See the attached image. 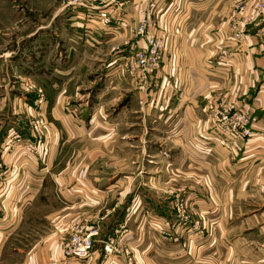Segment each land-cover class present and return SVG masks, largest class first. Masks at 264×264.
Listing matches in <instances>:
<instances>
[{"label":"crops","instance_id":"obj_1","mask_svg":"<svg viewBox=\"0 0 264 264\" xmlns=\"http://www.w3.org/2000/svg\"><path fill=\"white\" fill-rule=\"evenodd\" d=\"M239 1L116 0L90 8L68 0L57 8L44 51L69 38L66 48L77 56L114 55L113 69L144 17L149 35L163 41L159 69L116 79L112 88L131 100L134 95L135 113L149 114V141L144 146L140 139L132 149L118 132L123 141L115 145L106 137L117 128L106 124L110 118L77 125L72 114L55 108L52 131L37 137L34 154L25 144L32 133L25 115L0 113V264L60 263L72 222L99 235L89 257L68 264H127L128 252L133 264H254L262 253L264 262V239L254 236L264 234V16L243 43L233 40ZM47 67L60 87L56 72L62 74L63 64L56 58L42 66V82H48ZM241 102L254 110L251 134L216 131L210 105ZM82 113L88 117L90 110ZM83 142L90 147L81 156ZM180 193L200 225L172 223L174 235L184 237L164 239L159 229L174 217L171 203ZM108 242L113 251L107 254Z\"/></svg>","mask_w":264,"mask_h":264},{"label":"rangeland","instance_id":"obj_2","mask_svg":"<svg viewBox=\"0 0 264 264\" xmlns=\"http://www.w3.org/2000/svg\"><path fill=\"white\" fill-rule=\"evenodd\" d=\"M67 1L68 0H0V102H5V104L0 107V113H23L32 133H35L32 130L33 121L39 118V116L41 117L42 114L46 120L45 125L42 127V133L44 129H48L49 131L53 123L49 113H54L55 108L59 110L62 108V110L64 109V111H66L65 113L72 114L74 122L77 125L94 124L97 126L103 123L102 116H104L105 122L108 118L111 119V122L115 121V123L109 121V123L106 124H117V128L111 132V136H106L107 141L116 142L115 145H117L118 141H123L118 133L120 132L123 134L126 133L124 142H126L128 147L135 149V146H131L130 144L135 145V142L140 139H142L145 146L147 141H149L150 135L149 127L151 123L150 118H148L149 114L134 112L138 109V102L134 95L131 100V97L127 96L129 93L122 94L119 89H112L114 88L113 85L116 79L118 80L121 78L119 83H122V79L127 78V75L134 76L139 74H131L123 68L125 61L135 54L136 49L133 48L135 42L134 36H131V38L124 43L125 50H123V60L121 64H119L118 61L116 62V66L113 68L114 70L109 69L108 63L110 58L115 57L114 55L94 52L83 53L77 56L70 53L68 48H66L65 44H70L69 38H67L68 43H66L63 37L62 40L59 39L61 41L60 48H55L52 52L49 50L44 51L45 46L49 45V41L43 38L47 35L45 32L50 30L49 27L51 25L55 26V20L58 14L57 11L59 8L61 9ZM72 1L75 5L88 7L83 5L85 0ZM263 1L264 0L239 1L238 16L240 21V37L238 41L240 43H243L246 36H249L252 32L256 22L264 16V9L259 6ZM86 2L95 5V7H98V5H105L104 2L94 0H86ZM243 20H245L244 24L241 22ZM66 27L68 28L69 26L67 25ZM58 31L59 30H57V32ZM49 36L50 38H48L50 40L54 38L53 33L49 34ZM116 56H118V54H116ZM56 58L63 64L62 74L56 72L61 79L62 85H59L60 87H55L53 85V78H51L52 74L48 70L49 67L46 68L47 70L43 71L48 75V82H42L44 77H41V75L39 77L42 66L50 65L55 62ZM94 60L95 62H93ZM116 68L118 69L115 70ZM120 70L122 72H120ZM44 76L46 77V75ZM141 88L145 89L144 86ZM40 89L43 91V99H41ZM9 102L12 106L8 104ZM86 107L90 110L88 117L82 113V109ZM238 112L248 114L251 120V129L253 130V108H251L247 102H241ZM144 116H146V118H144ZM50 131L52 130L50 129ZM97 131L98 130H96L94 134L96 148H101L103 143L102 131L99 133H97ZM32 133L30 138L35 140ZM40 135L41 139H43L44 135L39 134V138ZM88 147H90V145H87L86 142H83L81 146L79 145L81 156ZM145 158L147 157L144 156V159ZM176 194L179 193L177 192ZM176 194L171 203L174 217H170L169 223H165L159 229V236L164 239H173L177 236L181 238L184 237V233H182L181 236L180 234L174 235V230H172L171 227L172 223H175V226L182 227V229L188 226L195 227L196 225H200V220L194 217V213L188 205L187 197L182 193H180V195ZM85 228L89 229L86 226ZM245 234L246 236H251L254 233L249 232V234ZM98 235L95 236V241ZM227 235L230 240V233ZM254 236L264 239V234H254ZM224 240L226 241L225 237ZM15 242V239L9 242L5 248V253L11 252L15 246ZM256 249L258 250L257 247ZM256 252L255 254H257ZM262 258L263 253L260 259L256 258L254 264H264V262H262L263 260L261 261ZM126 259L127 264L134 263V257L129 252L127 253ZM223 264L248 263L246 261L244 263L241 261L238 263L224 261ZM249 264H251V262H249Z\"/></svg>","mask_w":264,"mask_h":264},{"label":"built area","instance_id":"obj_3","mask_svg":"<svg viewBox=\"0 0 264 264\" xmlns=\"http://www.w3.org/2000/svg\"><path fill=\"white\" fill-rule=\"evenodd\" d=\"M75 1V0H74ZM104 2L105 5L116 0H94ZM83 5L90 8H95V5L87 3L86 0ZM264 9V1L259 5ZM252 17V16H251ZM250 18V17H249ZM247 18V19H249ZM245 19V20H247ZM245 20L241 21L244 24ZM148 21L144 17L140 20L136 28L134 29V47L135 54L125 61L124 69L131 73L140 75H146L148 72L158 69L161 65L163 59V41L154 36H150L147 31ZM239 16L238 20L235 22L233 35L231 36L233 40H237L240 37L239 34ZM245 38V37H244ZM144 40L146 45L140 46L139 42ZM41 92V99H43V91ZM211 117L214 125V129L218 132H232L240 133L245 136H249L252 132L251 120L247 113H239V106L235 103H213L210 105ZM45 118L43 114L41 117L36 118L33 121V132H35V140L31 138L26 139V148L33 152L34 154L38 151V136L42 133L43 126L45 125ZM14 138H20L18 134H14ZM68 235L63 239L61 244V251L63 254V261L58 264H68V260L71 258L75 259H85L91 255L94 250L95 236L98 235V229H86L84 224L78 222H72L68 227ZM112 244L105 243L104 250L106 253L112 251Z\"/></svg>","mask_w":264,"mask_h":264}]
</instances>
